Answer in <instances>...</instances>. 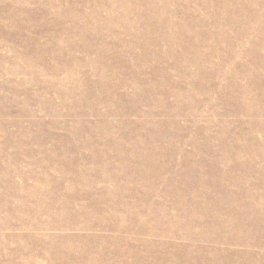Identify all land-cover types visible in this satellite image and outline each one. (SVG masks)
Masks as SVG:
<instances>
[{
  "label": "rangeland",
  "instance_id": "1",
  "mask_svg": "<svg viewBox=\"0 0 264 264\" xmlns=\"http://www.w3.org/2000/svg\"><path fill=\"white\" fill-rule=\"evenodd\" d=\"M0 264H264V0H0Z\"/></svg>",
  "mask_w": 264,
  "mask_h": 264
}]
</instances>
